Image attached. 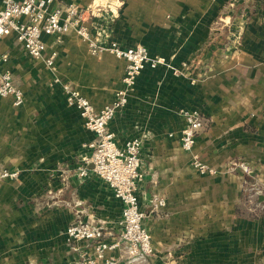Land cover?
Listing matches in <instances>:
<instances>
[{
	"label": "crops",
	"instance_id": "crops-1",
	"mask_svg": "<svg viewBox=\"0 0 264 264\" xmlns=\"http://www.w3.org/2000/svg\"><path fill=\"white\" fill-rule=\"evenodd\" d=\"M99 3L94 34L144 45L170 64L145 67L109 122L118 145L141 139L137 196L154 248L143 264H264V192H256L264 180V0ZM44 41L54 68L14 34L0 41L23 94L18 105L0 96V166L18 171L0 181V264H78L86 242L65 233L76 219L119 230L122 204L108 184L77 175L94 134L54 78L100 110L121 87L125 62L92 55L73 31ZM182 109L204 120L190 151L181 147ZM193 155L216 173H200ZM152 195L165 205L152 211Z\"/></svg>",
	"mask_w": 264,
	"mask_h": 264
},
{
	"label": "built area",
	"instance_id": "built-area-1",
	"mask_svg": "<svg viewBox=\"0 0 264 264\" xmlns=\"http://www.w3.org/2000/svg\"><path fill=\"white\" fill-rule=\"evenodd\" d=\"M55 0H0V41L9 34L32 57L43 60L48 68H54L56 52L46 54L44 36H59L68 31L75 32L86 44L92 55L110 53L125 62L122 85L116 90L114 99L100 110H96L90 101L78 89L61 83L67 103L75 106L82 117L84 126L94 134V138L84 143L89 154L81 158L77 175L86 177L91 172L104 180L111 188L113 195L121 202V215L117 233L108 231L105 226L90 220L76 219L65 229L72 240H84L85 249L78 264H143L152 256L154 248L151 235L143 226L145 213L140 209L137 186L142 179L141 139L134 137L122 146L115 141L109 122L115 111L123 107L133 89L138 74L145 68L169 66V59L163 55L150 54L141 44L121 47L109 37H99L93 33L92 18L98 10L99 0L80 7L74 3L52 4ZM8 55L0 52V96H12L14 104L23 100V94L12 80L11 72L4 67ZM175 74L179 70L173 68ZM185 125L181 131V147L190 151L195 137L204 125L201 113L196 109L181 110ZM191 164L202 174H214L216 170L209 167L193 155ZM17 170L0 166V181L15 179ZM261 189L264 192V180ZM165 205L163 197L152 195L148 206L152 211Z\"/></svg>",
	"mask_w": 264,
	"mask_h": 264
}]
</instances>
